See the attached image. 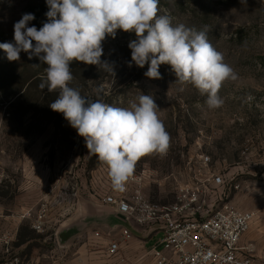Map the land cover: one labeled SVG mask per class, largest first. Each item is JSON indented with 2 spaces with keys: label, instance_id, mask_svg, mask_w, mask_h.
I'll return each mask as SVG.
<instances>
[{
  "label": "rangeland",
  "instance_id": "obj_1",
  "mask_svg": "<svg viewBox=\"0 0 264 264\" xmlns=\"http://www.w3.org/2000/svg\"><path fill=\"white\" fill-rule=\"evenodd\" d=\"M48 10L46 0H0V43H14V24L23 14H34L28 26L39 29ZM158 15L171 18L173 26L206 29L208 40L223 53L237 78L223 82L221 107L209 109L207 97L176 81L168 64L159 67L160 79L144 75L147 63L128 67V44L136 37L122 30L102 42L101 59L113 66L114 74L73 61L70 86L121 108L142 94L152 95L171 139L165 155L146 154L135 164L132 173L145 176L146 197L172 203L183 183L210 172L225 175L229 199L256 213L244 241L252 245L256 264H264V0H159ZM46 67L23 51L10 62L0 49V238L14 232L7 229L13 218L26 212L33 217L46 202L51 226L38 233L31 228L32 217L23 218L15 238L20 248L14 252L46 264H86L78 259L76 245H55L56 232L79 200L101 199L117 189L107 167L88 154L84 138L49 107L58 92L39 87ZM62 195L66 200L60 201ZM117 257L105 255L100 264H119Z\"/></svg>",
  "mask_w": 264,
  "mask_h": 264
},
{
  "label": "clouds",
  "instance_id": "obj_2",
  "mask_svg": "<svg viewBox=\"0 0 264 264\" xmlns=\"http://www.w3.org/2000/svg\"><path fill=\"white\" fill-rule=\"evenodd\" d=\"M46 4L49 10L42 27L28 26L35 16L23 14L14 24V43H0V49L10 62L19 60L23 51L29 59L35 56L47 65L46 79L39 87L58 92L49 107L62 113L84 138L88 154L107 167L117 190H123L141 157L167 153L170 134L150 94L140 95L138 102L126 108L81 95L70 86L73 61L103 67L114 74L113 66L101 59L102 42L107 36L115 38L117 30H122L136 37L128 44V67L135 64L143 68L147 63L144 75L160 79L159 67L170 65L176 81L193 85L207 97L209 109L223 105L218 95L223 82L237 78L224 62L223 53L208 40L207 30L173 26L171 18L158 15L159 0H46Z\"/></svg>",
  "mask_w": 264,
  "mask_h": 264
},
{
  "label": "built area",
  "instance_id": "obj_3",
  "mask_svg": "<svg viewBox=\"0 0 264 264\" xmlns=\"http://www.w3.org/2000/svg\"><path fill=\"white\" fill-rule=\"evenodd\" d=\"M203 162L208 165L210 158L205 157ZM226 183L225 175L210 172L205 177L183 183L175 202L157 204L144 193L145 176L132 173L123 190L107 191L101 200L117 208L127 221L136 222L141 229L156 227L163 231L159 245L152 250L155 264H256L252 245L244 241L256 213L236 206L229 199ZM61 200L66 197L62 195ZM49 210L45 202L33 217L26 212L23 218L32 217L31 228L46 233ZM132 236L128 228L123 229L124 239ZM0 241L6 253V257L0 258V264H46L41 259L14 252L13 232L5 234ZM121 243L109 239L108 255H118Z\"/></svg>",
  "mask_w": 264,
  "mask_h": 264
},
{
  "label": "crops",
  "instance_id": "obj_4",
  "mask_svg": "<svg viewBox=\"0 0 264 264\" xmlns=\"http://www.w3.org/2000/svg\"><path fill=\"white\" fill-rule=\"evenodd\" d=\"M22 222L23 217H15L7 227L14 231L13 250L20 248L16 244L15 238ZM125 228L132 232L131 239L123 238V229ZM96 233H99L100 236H96ZM56 234L55 245L62 248L76 245L75 250L78 249V259L82 263L100 264L105 261V255L111 257L107 253V244L109 239H113L122 241L120 252L116 255L119 264H155L152 250L159 245L163 231L156 227H150L147 230L141 229L136 222L127 221L125 215L117 208L94 197L79 200L76 207L66 218H63ZM57 241L58 243H56ZM85 252L86 255H83L82 253ZM4 257H6V253L4 246L0 243V258Z\"/></svg>",
  "mask_w": 264,
  "mask_h": 264
}]
</instances>
